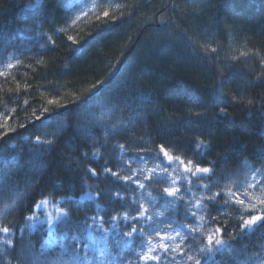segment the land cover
Instances as JSON below:
<instances>
[{"label": "trees", "instance_id": "1", "mask_svg": "<svg viewBox=\"0 0 264 264\" xmlns=\"http://www.w3.org/2000/svg\"><path fill=\"white\" fill-rule=\"evenodd\" d=\"M27 2L0 0V26L9 37L0 41V73H3L0 75V153L8 154L9 146L16 145L20 155L16 163L0 166V227L18 225L8 234V239L16 243V254L23 257L22 248L29 238L36 240L44 235L46 224H36L33 229L21 232L26 224H32L21 220V215H35L36 209L30 213L32 205L47 198L49 192L53 193L49 198L51 204L63 210L71 207L74 221L93 215L92 202L79 201V196L91 191L95 197L96 188L106 189L110 184L103 177L87 179L81 190L83 172L77 167L75 154L85 142L95 145L90 148V155L96 153L102 157L94 162L98 168L106 162L114 165L119 153H114L112 148L121 143L129 145L123 150L127 156L143 155L137 144L147 145L149 153L155 149L158 160L150 158L145 165L133 164V169L151 166L159 173L157 163L168 168L170 164L159 152L160 146L174 157L179 173L183 166L175 160L176 156L193 160L199 166L215 164V177L209 183L217 184L230 203L223 213L211 209L215 221L205 211L198 212V216H204L203 223L211 225L209 232L227 226L222 239H230L232 225L239 221L240 214L251 211L253 203L256 211H260L261 190L247 185L264 179V172L253 175V170L261 169L264 162L254 153L256 146L264 143V122L254 111L232 103V99L254 95L244 86L245 82L249 75L253 78L264 75V0H91L93 8L78 19L71 8L60 6L63 0H52L51 11L42 10L36 16L23 11ZM105 11L109 13L107 17L103 16ZM36 17L46 22L43 38L35 31L21 35L13 32L16 25L31 24ZM48 36L53 39L48 40ZM222 76L224 97L214 92ZM94 85L99 87L96 89ZM49 100L54 103L49 104ZM218 104L234 117L213 118L212 113L219 111ZM189 105L194 111L208 109V117H196ZM37 113L42 117L35 120ZM62 119L67 121V127L54 138L51 148L34 143L35 137L43 138L45 133L53 139L51 133ZM26 136L28 140L24 139ZM202 137H209L213 145L205 150L209 151L206 156L203 152L196 155L191 147L194 140ZM241 142H247L249 155L239 154ZM123 162L128 163L126 159ZM39 163H46L47 168L31 195L24 198L20 209H5L3 203H11L14 193L35 178L33 168ZM116 171L123 170L116 168ZM61 179L74 180L76 202L63 204L60 195L55 194L57 190L52 185ZM138 180L149 184L143 176ZM162 187L152 183L143 190L137 188L135 195L143 192L149 212L164 214L158 220L179 219L173 209L160 206L162 202L148 203L150 194L155 196ZM217 190L212 189L214 193ZM202 192V187L195 191L194 203ZM240 194H244L243 207L235 204ZM188 195L191 197L193 193ZM222 205L223 200L217 207ZM229 208L238 209L239 214ZM102 215L107 218L106 213ZM161 228L165 234L171 233V229L163 225ZM57 229L63 230L59 221ZM86 235L84 232L83 236ZM259 237L255 233L240 243L258 245L262 242ZM152 238L155 241V232ZM4 239L0 233V248L5 247ZM192 242L198 246L200 237ZM91 243L87 249L89 261L95 256L98 258L95 264H120L121 258L114 250L116 237L111 232L94 231ZM240 243H235L234 249ZM105 246L113 250L111 256L103 251ZM248 250L251 252L252 248ZM181 251L196 255L191 245ZM229 254L226 251L225 257ZM129 256L130 249L125 248L124 264H128ZM177 259L181 260L179 256ZM134 264L145 262L137 260ZM181 264L191 262L185 257Z\"/></svg>", "mask_w": 264, "mask_h": 264}, {"label": "snow or ice", "instance_id": "2", "mask_svg": "<svg viewBox=\"0 0 264 264\" xmlns=\"http://www.w3.org/2000/svg\"><path fill=\"white\" fill-rule=\"evenodd\" d=\"M60 6L70 8L71 4L67 0H63ZM52 7V0H28L23 5V11L36 16L42 10L51 11ZM108 15L107 11L103 13L104 17ZM45 23V21L36 17L31 24L16 25L13 32L21 35L25 31H35L37 35L43 38L46 35L43 32ZM56 31L61 30L56 29ZM8 38L4 27L0 26V41L7 40ZM47 39L52 40L53 36H48ZM69 39L71 40L72 38L69 37ZM212 51H215V49ZM0 75H3V73H0ZM224 79L225 77L222 76L219 85L214 88L215 94L220 97H224V94L221 93ZM244 86L255 94L250 97L245 96L244 99L233 98L232 103L243 105L247 111H254L264 122V75L256 78L249 75ZM98 87L94 85V88L97 89ZM256 89H260L261 91L256 92ZM25 103L27 104L28 102L25 101ZM48 103L52 104L54 102L49 100ZM217 107H219V111L212 113L213 118L217 116L234 117V114L228 111L226 107L219 106V104ZM188 108L196 117H208V109H205V111H194L191 105ZM44 112H47V109H44ZM41 117L37 113L35 120ZM66 127L67 121L62 119L58 122L56 130L51 133L53 139H49L48 136L50 134L45 133L43 138L41 136L35 137L34 143L51 148L54 144V138L59 136ZM24 139L28 140L29 138L26 136ZM205 140H207V143H205ZM94 146H90L88 142H85L75 154L78 157L77 167L83 172V175L80 177L81 190H83L87 179L95 178L101 180V177H103L110 184L106 189L101 187L96 188L97 195L95 197L91 191L79 196V201L92 202L93 215L91 217L86 216L81 221H74L70 206L68 210H63L62 207L58 208V215L55 218L48 215L46 220L40 221L41 226L47 225V229L39 239L33 240L29 238L22 248L23 257L16 254L17 246L15 241L8 239V234L13 228L18 227V225L0 227V233L4 234L5 237L3 241L5 247L0 248V264H13V261H15V264H41V258L44 259V264H95L98 258L93 256V260L89 261L87 249L92 246L93 232L96 230H103L105 234L111 232L116 237L114 250L116 256L121 258L120 264H124L122 253L125 248L130 249V256L127 258L128 264H134L137 260L143 261L145 264H148V262H155V264H181V261L185 257L187 262H191V264H264V187H261L264 186V179L260 180L258 184L248 183L247 185L249 188H260L262 193L258 197L259 204L261 205L260 211H256V205L253 203L250 212L246 210L245 214H240L239 221L235 225H232L233 232L230 239L225 240L221 237L225 235L227 226H218L212 228L209 232L208 229L211 225L203 223L204 216H198V212L205 211L208 216L212 217L211 209L213 208H215L218 214L223 213L224 207L230 203L228 199L224 198V193L219 190L217 184L209 183L215 177V164L212 167L199 166L193 160L185 161L181 157L176 156L175 160H178L183 166V171L179 173V179H177L176 170H172L170 173L168 168L163 167L159 163L156 165L157 168H160L159 173L151 166L133 169V164L145 165V162L150 160V158L158 160V156L154 155L155 149L149 153L147 145L137 144L136 147L140 149L143 155L127 156L123 150L129 147V145L121 143L114 145L112 148L114 153H119V157L116 158L114 165L109 166V163L106 162L102 167L98 168L94 165V162L102 159V157H98L96 153H91L90 155V148ZM212 146V141L209 137L198 138L191 145L193 151L198 156L202 152L205 156L208 155L209 151L205 150L212 149ZM16 148V145H10L8 154L0 153V166L14 164L20 159ZM240 149H242V151H239L241 156L250 154L247 142H241ZM159 152L163 153V156L169 163L173 161L174 157L169 155L164 146L159 147ZM254 153L264 161V143L258 144ZM125 159L128 161L127 165L123 162ZM83 164L89 166L82 168L81 165ZM46 168V163L35 165L33 168L35 178L30 180L23 190L14 193L10 200L11 203L9 201L4 202V208L20 209L24 198L31 195ZM116 168H120L123 171L118 172ZM145 172L152 175H144ZM262 172H264V162H262L261 169L253 170V175H261ZM141 176L149 182L148 185L139 182L138 178ZM198 182L200 183L198 184ZM152 183L163 185V187L162 191L158 192L155 196L150 194L148 203L153 205L157 201L162 202L160 206L165 209H173L179 219L164 218L158 220L157 217H163L164 214L149 212V209L145 207V203L143 202V192L139 196L135 195L137 188L143 190ZM88 187L90 188L91 185H88ZM201 187L204 192L201 193L200 199L194 203L195 191H200ZM52 188L57 190L55 194L60 195V200L63 204L77 201V197L74 194L75 184L73 179L67 181L63 179L56 180ZM213 188H217L218 190L214 193L212 191ZM61 192H63L62 195ZM69 192H73V194L70 195L68 194ZM190 192L193 193L191 197L188 195ZM204 193H207V195ZM52 196L53 193L49 192L47 198H41L38 202L35 201L30 213L34 209L47 205L49 198ZM41 197H44V194ZM221 200H223V205L217 207ZM244 203L242 199H235V204L241 207L244 206ZM181 208L183 209L182 216ZM229 211H235L239 214L238 209L229 208ZM252 212H256V214H252ZM102 213H106L107 218ZM224 215L226 218L227 214L224 213ZM97 217H100V219L97 220ZM36 219L38 217L34 214L21 215V220L33 221ZM212 219L215 221L216 217H212ZM181 220L184 222L181 223ZM58 221L61 222L63 230L57 229ZM105 225H107V228H105ZM161 225L166 229H171V233H174V235L171 233L165 234ZM34 227V224L29 223L23 229H20V231H29ZM178 228L181 230H177ZM84 232L87 233L86 236H83ZM153 232H155V241L152 238ZM255 233L260 234L261 243L252 246L240 243ZM81 236H83V242L80 238ZM197 237H200L198 246L192 242ZM101 239L103 240V237ZM69 240L73 242L69 243ZM235 243H240L238 249H234ZM189 245H191V250L196 251L195 256L190 255L188 251H181V249ZM249 247L252 248L251 252L248 250ZM81 251H84L85 254L80 255ZM94 251H99V249H94ZM103 251L111 256L113 250L105 246ZM226 251L230 253L227 257H225ZM158 253H162V255ZM178 256L181 260L177 259Z\"/></svg>", "mask_w": 264, "mask_h": 264}, {"label": "rangeland", "instance_id": "3", "mask_svg": "<svg viewBox=\"0 0 264 264\" xmlns=\"http://www.w3.org/2000/svg\"><path fill=\"white\" fill-rule=\"evenodd\" d=\"M69 3L71 4L70 8L73 11L76 19L83 16L88 10L93 8V4H91V0H69ZM167 164H170V166H168L170 173L172 170H176L177 175H179V168H178L177 163H175L173 161L171 163H169L167 161ZM237 198L243 199L244 194L238 195ZM57 209H58V207L55 206V204H51L49 202L44 207L35 210L34 213H35V216L38 217V219L31 221V223L34 225L40 224V221L46 220L48 215H51L53 218H55L58 215ZM40 214H41V216H40ZM46 227H47V225H46Z\"/></svg>", "mask_w": 264, "mask_h": 264}]
</instances>
